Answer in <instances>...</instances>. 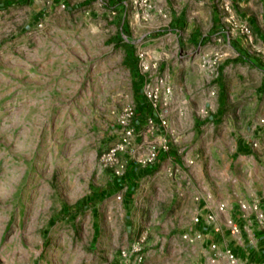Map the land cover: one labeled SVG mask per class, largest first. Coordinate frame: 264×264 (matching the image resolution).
<instances>
[{
	"label": "rangeland",
	"instance_id": "obj_1",
	"mask_svg": "<svg viewBox=\"0 0 264 264\" xmlns=\"http://www.w3.org/2000/svg\"><path fill=\"white\" fill-rule=\"evenodd\" d=\"M10 1L0 8V264H207L182 239L201 201L207 215L217 200L233 202L264 227V131L249 130L255 111L264 125V102H249L255 74L240 89L232 80L249 69L244 61L214 46L239 36L222 0H213L220 34L194 48L153 0ZM231 14L246 24L233 4ZM126 52L147 82L162 81L164 124L135 128L121 146L119 123L135 107ZM220 66L228 99L240 92L241 104L227 103L230 120L212 123ZM237 138L255 155L252 169L250 154L235 159ZM152 149L162 155L148 163ZM129 162L152 171L136 179L124 209L112 180ZM219 220L228 228L229 218Z\"/></svg>",
	"mask_w": 264,
	"mask_h": 264
},
{
	"label": "crops",
	"instance_id": "obj_2",
	"mask_svg": "<svg viewBox=\"0 0 264 264\" xmlns=\"http://www.w3.org/2000/svg\"><path fill=\"white\" fill-rule=\"evenodd\" d=\"M3 1L0 3V8H6L11 5V1L7 6L4 5ZM118 1L119 0H108L111 5H114ZM153 1L159 3V5L162 6V9L165 8L167 10L169 15L168 29L176 36L184 31L186 35L185 44L192 48L203 44L205 41V38L203 39V37H206V41H210V38L214 35L220 34L221 22L213 0ZM230 1L233 4L236 16L243 19L248 26L251 34V43H243L242 38L239 36L228 39L224 35H221V41L223 44L215 42L214 46L219 47L220 45L225 52L233 53L234 57L239 61H244L243 63L249 67V69H239L232 74V80L235 86L237 85L239 89L240 86L238 81L241 77L248 72L255 74L252 79L254 86L252 87V95L250 96L249 102L252 106L257 108L259 103L264 102V59L261 58L264 57V4H262V0H258V7L253 8L251 5L252 0ZM202 2L206 5L204 10L202 8ZM39 18L40 17L38 16H32L31 20L36 22ZM217 41H219V39ZM175 43L178 44L177 38H175ZM224 72L225 67L220 66L215 81L218 92L216 98L217 110L209 117V121L212 123L213 121L222 122L230 120L229 114L224 110V106L227 103H235L237 101L238 104H241L240 92H238V98H236V96H229L228 99L227 94L231 89L228 87L227 75L224 74ZM259 90H262L263 94L261 100L258 99ZM257 116L258 114L256 111L250 114V132L257 131L258 129L264 131V125H259L257 122ZM253 120L255 121L254 123H252ZM235 153V159L250 154L251 160H248L247 165L250 166L251 169L254 167L255 155L248 147V144L240 138H237L235 141ZM161 155L162 153L159 152L157 157H160ZM139 169L140 172L142 168ZM148 169L151 168L147 167L146 170ZM252 172H250V176L252 175ZM133 174L136 175V171H134ZM136 179H138V177H133V179L123 183V185L126 186V189L127 187L130 188L132 186L130 198L125 196V191L123 193L122 204L124 209L132 203ZM114 180L115 178H113L112 183ZM115 192L116 191L112 192L111 195L115 194ZM96 194L97 192L93 194V198L96 197ZM215 204L216 205L212 211L213 213L211 212L214 216V220L211 223H206L205 218L207 214L210 213L207 209V204L205 201L198 203L194 215V217H198V222L187 228L186 233L189 235L199 233L201 234V238L200 240L189 244H195L198 246L204 261H207L208 258L214 256L216 257V263L220 261L219 263L227 264L224 257L220 258V254L222 253V249L228 248L235 258L236 264H264V227L260 228L256 225L253 214H240L239 209L233 204V202L222 201L220 199L217 200ZM220 204L224 206V210L222 213H216V207ZM220 217L229 218L232 223L238 227L237 236L236 234H232L229 228H226L221 224L219 220ZM211 243L216 246L214 251H210L209 249Z\"/></svg>",
	"mask_w": 264,
	"mask_h": 264
},
{
	"label": "built area",
	"instance_id": "obj_3",
	"mask_svg": "<svg viewBox=\"0 0 264 264\" xmlns=\"http://www.w3.org/2000/svg\"><path fill=\"white\" fill-rule=\"evenodd\" d=\"M149 1L150 0H142V3L146 4ZM221 8H222L223 13L225 14V21L227 23L232 22L236 26L235 28H237V34L242 38V42L245 44H250L251 43V34L249 31V28L244 23H241V22L235 23L233 15L231 14V8H232L231 2L229 0H222L221 1ZM161 84H162L161 80H159L158 82L155 81V83L153 84L151 82H147L146 79L143 78V83H142V87H141L142 94H143L144 98L146 99L148 105L150 106L154 118L155 119L157 118L159 120V124H155L154 123L155 119H153V118H146L143 121V123L141 125H145L147 128H149L151 130L154 128V126H159V125L164 124L163 120L158 115V108H157V105L155 103V99H156L157 94H158V86H160ZM133 115H134V108L125 111L124 118L119 123V130H120V134L122 135L121 143H123V144H121V146L127 145L128 143L126 141H129L131 138H133L135 136V128L132 125ZM110 152L112 153L113 150H111ZM156 156H157L156 151L154 149H152V151L149 152V154L147 155L146 161L148 163H150V161H152ZM116 175H117L116 177L121 176V175L118 176L117 173H116ZM125 189H126V186L122 185L121 189L118 190L116 195H115L116 200L122 199V195H123ZM223 210H224V206L222 204H220L216 207V213H222ZM258 218L261 219L262 216L258 215ZM213 220H214L213 214H209L205 218L206 223H211ZM193 222H194V224H196L198 222V217L195 216L193 219ZM228 228L232 234L238 233V227L234 223H232L231 221H228ZM200 238H201V234H199V233H194L193 235L185 234L182 236V239H184L188 243H192V242H195L197 240H200ZM215 248H216L215 244L211 243L209 246L210 251H214ZM224 255H225L224 257L227 261V264H236L235 258L233 257V255L230 253L229 250H226L224 252ZM215 261H216V257L211 256L210 258L207 259L206 262H207V264H214Z\"/></svg>",
	"mask_w": 264,
	"mask_h": 264
},
{
	"label": "trees",
	"instance_id": "obj_4",
	"mask_svg": "<svg viewBox=\"0 0 264 264\" xmlns=\"http://www.w3.org/2000/svg\"><path fill=\"white\" fill-rule=\"evenodd\" d=\"M4 5L7 6L10 4V0H4ZM136 58L132 54V52H126L125 53V60H124V66H126L129 70L130 76L133 79L132 83V89H133V95H134V115L132 119V125L134 128H139L143 121L146 118H154L153 113L151 111L150 106L148 105L146 99L144 98L141 87L143 83V75H141L136 66H135ZM139 85V87H137ZM140 166L134 164V163H128L127 168L121 177H115V180L112 183L113 189L115 191H118L121 189L124 182H128L129 180L133 179V177L137 178L139 176H146L148 175L152 169L146 170L147 167H143L142 170L139 172ZM134 171H136V175H134ZM132 191V186L125 190V196L127 198H130V193Z\"/></svg>",
	"mask_w": 264,
	"mask_h": 264
}]
</instances>
